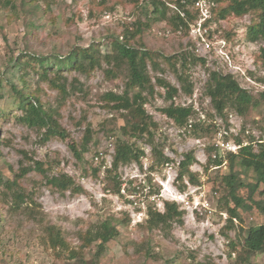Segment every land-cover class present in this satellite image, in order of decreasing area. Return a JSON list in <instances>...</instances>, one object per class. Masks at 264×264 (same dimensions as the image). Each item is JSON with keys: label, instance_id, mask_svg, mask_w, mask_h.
Returning a JSON list of instances; mask_svg holds the SVG:
<instances>
[{"label": "rangeland", "instance_id": "rangeland-1", "mask_svg": "<svg viewBox=\"0 0 264 264\" xmlns=\"http://www.w3.org/2000/svg\"><path fill=\"white\" fill-rule=\"evenodd\" d=\"M147 1L0 0V176L12 179L22 169L39 162L48 176L66 174L84 190L80 195L58 192L46 186L39 173L30 170L15 186L25 199L20 208H15L10 193L0 184V264H90L95 261L98 242L83 247L81 237L104 221L115 227L117 236L106 244L98 264H264V253L247 261H242L241 253L246 229L263 224L264 215L254 206L239 210L241 222L236 220L234 229H226L227 214L224 203L219 201L226 193L221 179L230 170L228 153L213 146L218 135L226 141L235 142L236 137L251 141L249 137H253L264 142V105L249 109L242 117L227 108L224 117H219L204 95L212 71L222 75L244 73L243 77L234 78L254 98L264 91V68L258 60L264 41L252 42L247 29L256 20L254 14L222 19L218 12L227 3L208 4L205 0L199 6L188 7L189 15L181 14L187 27L176 29L171 21L176 12L169 6L163 20L149 23L134 37V47L169 58L178 73L182 72L184 55L188 63L185 75L193 86L190 96L179 92L172 102L166 101L156 79L179 89L176 76L159 56L154 61L161 71L148 64L155 92L152 97L147 96L144 109L156 125L150 128L152 140L147 134L136 140L122 137L119 129L126 113L111 109L112 104L104 99L107 93H124L128 75L125 65L117 70L102 62L85 74L63 69L64 93L49 88L29 72L26 90L66 131L63 139L56 137L43 143L44 130L30 128L14 118L20 112L9 97L7 82L23 87L18 81L23 70L13 68L15 59L39 55L54 63L55 57L62 60L73 49L89 46H97L105 53L111 42L117 38L121 41L125 31L133 33L137 23H145L143 7ZM199 58L205 63L192 62ZM109 69L115 78L105 75ZM170 103L191 106L193 113L182 127L161 113ZM86 128L92 131V142L79 161L74 149L79 150ZM242 131H248L249 136L243 137ZM117 138L133 143L142 151V157L139 163L120 165L115 172L106 173L111 169ZM153 146L169 161L159 163ZM190 152L195 163L189 171L198 176L197 185L189 184L187 178L177 179L179 163ZM213 154L223 161L224 167L205 170L207 158ZM97 167L100 171L93 176L91 169ZM234 170L245 182H253L251 171L243 172L239 167ZM115 180L120 187L118 194L112 193ZM195 188L198 190L188 198L192 201L195 197L200 202L206 199L210 213L202 208H182L183 194ZM239 193L243 198L247 195L246 190ZM165 203L175 204L183 213L181 223L149 229L148 212L162 213ZM29 211L32 217L27 216ZM46 226L61 231L63 247L51 248L44 232Z\"/></svg>", "mask_w": 264, "mask_h": 264}, {"label": "trees", "instance_id": "trees-1", "mask_svg": "<svg viewBox=\"0 0 264 264\" xmlns=\"http://www.w3.org/2000/svg\"><path fill=\"white\" fill-rule=\"evenodd\" d=\"M195 2L196 0H148L145 7H143L147 15L145 23H137L133 33L125 31L121 37V41H119L118 38L115 39L108 45L105 53H102L97 46H89L87 48L73 49L62 60L55 57L53 59L54 63L49 62L50 58L39 55L18 57L13 61V68L18 69L20 72L23 70V73L18 77V81L22 83L23 87L18 88L13 81L7 82L9 86V97L13 99L14 108L20 112V115H16L14 118L17 122L30 128H35L38 131L44 130L42 135L43 143L56 137L63 139L67 136L66 131H64L53 117L42 108L39 100L26 90L25 79L28 77L29 72H33L38 76L40 81L47 83L49 88L64 93V85L61 83L64 79L61 74V70L63 69L85 74L99 67L102 62L107 66L115 67L117 70L120 69L121 65H125L128 68V75L124 93L122 95L107 93L104 95V99L112 104L111 109L126 113L124 116V125L119 129L122 137L136 140L147 134L149 140H152L153 135L150 133V128H155L156 125L152 118L146 113L144 106L148 104L147 96L152 97L155 92V86L152 84L151 77L148 73V64L151 65L154 70L161 71L158 63L154 61L155 56L159 55L146 49L134 47L131 42L135 36L141 34L142 29L149 27V23L163 20L166 16V12L169 10V6H172L176 12L171 18L175 28H186L187 24L183 17H181V14L188 16V7L194 6ZM210 2L212 4L227 3L225 7H222L218 12V16L222 19L228 16L242 17L250 13L254 14L256 20L247 28L249 39L252 42L259 40L264 41V0H210ZM212 12H214V9H212ZM160 58L166 61L171 67V71L175 74L177 82L180 85L178 89L163 79H156V85L165 92L164 99L172 102L173 98L177 96L179 92L190 96L193 86L189 81V76L185 75V72L188 70V63L185 56L182 55L181 58V73L175 70L174 64L171 63L169 58ZM23 59H26V61L23 62ZM258 60L264 68V46L259 51ZM193 61H199L202 64L205 63V61L200 58L196 60L192 59V62ZM53 68L56 71H53ZM105 75L108 78L116 77L112 69L105 71ZM1 88H3L2 82H0V90ZM129 92H132L131 96ZM204 95L210 99L213 109L219 117H224V112L227 108H231L237 115L242 117L247 114L249 109L261 104L264 105V91L254 98L247 90L241 88L232 76L222 75L214 71L208 74ZM0 96H2L1 91ZM161 113L175 125L182 127L192 115L193 111L191 106L182 107L170 103L169 106L161 109ZM1 114L5 116L3 112H1ZM243 133L242 131L241 135H243ZM249 138H251V141L246 139L248 144L242 147L237 154H227L226 158L230 170L229 173L221 179L226 193L220 199L219 203H224L225 214H227L226 229L229 231L234 229V221L239 220V222H241L238 213L239 210H251V206H254L260 214L264 215V142L255 140L253 137ZM91 142L92 131L86 128L83 140L79 145V150L74 149V155L77 160L82 161L83 155L88 151L87 146ZM235 142L238 144L241 143V138L236 137ZM156 150L157 148L153 146V154L156 153L159 163L169 161ZM141 157L142 151L136 148L133 143L117 138L114 143L111 169H107L106 173L115 172L120 165L139 163ZM194 163L195 158L191 152L184 155L183 160L179 163V173L177 176L179 181H183V178H187L189 184H198V176L189 171ZM222 163L223 161L218 157L213 159L209 155L205 170H207L208 167L221 166ZM101 166L103 167L104 165ZM236 167H239L243 172L251 171L254 176L253 182L248 183L241 179L239 174L234 170ZM30 170H35L39 173L45 180V185L58 192H70L72 195L84 193L83 188L76 184L70 176L66 174L48 176L43 170L42 165L36 162L33 163V167L22 169L21 172L18 175H14L12 179L4 180L0 176V184L10 193L15 208H20L25 200L23 193L16 191L15 186ZM91 170L92 175L95 176L100 171V168H92ZM115 178L117 179V176H115ZM115 187L116 189L112 191V193L118 194L120 187L116 180ZM183 188L184 187L181 186L180 191H183ZM241 190H246L247 195L245 198L240 195L239 192ZM256 197L259 199H256ZM230 204L233 207H231ZM31 212L32 211L27 212V216L30 217ZM182 215L183 213L178 211L175 204L165 203L162 213L151 210L148 212L146 225L149 229H156L162 226H168V228H170L171 224L175 221L179 224L181 223ZM44 232L51 248L56 249L64 246L62 234L58 228L46 226ZM116 236L117 230L115 227L110 226L107 221L99 224L93 231H87L82 235L83 247L98 242L94 256L95 261L90 264H98L99 259L105 253L106 244ZM241 253L243 254L242 261H247L257 254L264 253V223L246 229L245 236L241 243Z\"/></svg>", "mask_w": 264, "mask_h": 264}, {"label": "built area", "instance_id": "built-area-1", "mask_svg": "<svg viewBox=\"0 0 264 264\" xmlns=\"http://www.w3.org/2000/svg\"><path fill=\"white\" fill-rule=\"evenodd\" d=\"M202 1H205V0H196V2L194 3V5L195 6H199V4ZM206 1H207L208 4L211 3L210 0H206ZM206 14H208L207 10H206ZM229 74H230V76H232L233 79H236V78H234L235 75H239L240 77H243L244 76V73H242V75H241L240 71L237 72L236 74H233V73H229ZM226 75H228V74H226ZM189 123H190V121H189ZM190 126L191 125L189 124V127ZM232 133H234L235 136H237V133H235L234 130L232 131ZM249 134L250 133L248 131H244L243 137H245L246 135H249ZM247 144H248L247 141H245L243 139H241V143L238 144V143H236L234 141H226L224 138L222 139V137L220 135H218V139L216 140V142H214L213 146H214L215 149H218L219 151H221V153L227 152V153L237 154L238 151L242 147L246 146ZM216 157H217L216 154H213L212 155V158L213 159H215ZM95 159L97 160V158H95ZM221 167H224L223 163L221 164V166L212 167V169L213 170H217V169H220ZM103 168H104V166H103ZM186 184H188V183H186ZM195 190H198V189H196V188L195 189H190L189 193L183 194V198L180 201L182 203V208L184 207L185 209L191 210V211L199 210V208L200 209L202 208L201 210H204L205 213H210L211 212L210 205L206 201V199H205V201L200 202L198 200V198L195 199V197H194L192 201L188 198L189 196L192 195L191 194L192 192L193 193L196 192ZM187 194H190V195H187ZM178 197H179V195H178ZM181 197H182V195H181Z\"/></svg>", "mask_w": 264, "mask_h": 264}]
</instances>
